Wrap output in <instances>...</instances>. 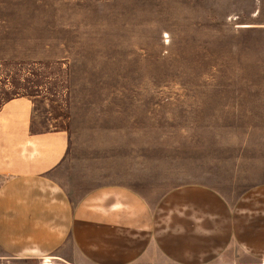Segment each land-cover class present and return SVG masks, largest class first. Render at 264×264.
<instances>
[{"label":"rangeland","instance_id":"374dc122","mask_svg":"<svg viewBox=\"0 0 264 264\" xmlns=\"http://www.w3.org/2000/svg\"><path fill=\"white\" fill-rule=\"evenodd\" d=\"M15 97L66 133L51 177L71 201L200 185L232 206L264 187V0H0V104Z\"/></svg>","mask_w":264,"mask_h":264},{"label":"crops","instance_id":"0c3cea01","mask_svg":"<svg viewBox=\"0 0 264 264\" xmlns=\"http://www.w3.org/2000/svg\"><path fill=\"white\" fill-rule=\"evenodd\" d=\"M32 106L25 97L0 104V264L264 260V187L232 206L200 185L175 188L153 206L124 186L99 187L73 202L51 177L68 137L38 129ZM232 251L243 260L225 263Z\"/></svg>","mask_w":264,"mask_h":264},{"label":"bare ground","instance_id":"6f19581e","mask_svg":"<svg viewBox=\"0 0 264 264\" xmlns=\"http://www.w3.org/2000/svg\"><path fill=\"white\" fill-rule=\"evenodd\" d=\"M47 261V260H46ZM45 264H50L48 261ZM261 264H264V260L261 262Z\"/></svg>","mask_w":264,"mask_h":264}]
</instances>
